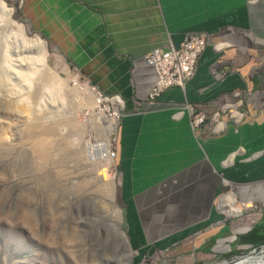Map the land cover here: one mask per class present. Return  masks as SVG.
I'll list each match as a JSON object with an SVG mask.
<instances>
[{"label": "crops", "instance_id": "crops-1", "mask_svg": "<svg viewBox=\"0 0 264 264\" xmlns=\"http://www.w3.org/2000/svg\"><path fill=\"white\" fill-rule=\"evenodd\" d=\"M8 1L123 101L117 190L135 264H205L264 244V0ZM192 33L208 41L193 77L151 101L146 54ZM239 98L241 121L193 127L187 104L207 119Z\"/></svg>", "mask_w": 264, "mask_h": 264}, {"label": "rangeland", "instance_id": "rangeland-1", "mask_svg": "<svg viewBox=\"0 0 264 264\" xmlns=\"http://www.w3.org/2000/svg\"><path fill=\"white\" fill-rule=\"evenodd\" d=\"M6 2L14 8L15 20L25 25L30 36L38 34L47 41L50 56L46 60L45 70L32 74L30 87H22L27 100L23 102L17 97H3L1 93L6 89L2 82L7 81L9 75L3 71L2 54L8 44L12 49L11 54L16 55V52H20L16 49L20 43L15 46L12 37L7 36L2 28L0 264H135L137 251L132 246L134 255L127 251L125 239L128 240L129 236L124 208L117 190L116 142L122 103L104 101L100 106L104 109L106 118L118 120L117 130L112 134L114 162L105 173L107 180L115 181L116 195L114 202L106 203L109 201L80 190L79 173L82 172L78 169L76 159L72 160L73 144L79 142L84 135L87 138L88 132L83 133L84 127L87 125L89 129L93 128L92 134H96L94 127L97 126L95 118L98 108H95L92 97L98 95L90 87H94L96 91L99 88L60 52L51 49L47 38L23 21L25 18L17 7L8 0ZM22 56L20 54L19 60H22ZM11 65L19 68L20 62L13 60ZM49 68L66 84L55 87V90L44 91L41 88L48 75L46 69ZM11 77L18 84V79L14 75ZM79 85H88L87 91H80ZM42 138L47 140L40 142ZM237 201L239 202V198ZM115 207L121 211L122 224L117 223L119 218ZM243 253L232 256L231 259L208 260L205 264L231 261ZM139 264H146V260Z\"/></svg>", "mask_w": 264, "mask_h": 264}, {"label": "bare ground", "instance_id": "bare-ground-1", "mask_svg": "<svg viewBox=\"0 0 264 264\" xmlns=\"http://www.w3.org/2000/svg\"><path fill=\"white\" fill-rule=\"evenodd\" d=\"M13 14H14V8L10 7L6 2V0H0V32L3 28L4 33H6L7 36L12 37V41L15 46H18L19 43L20 46H22V47L20 46L16 47L17 51H20L16 53L14 52L16 55L11 54L12 49L8 46V44H6L7 46L4 48L2 54L4 60L2 62V66H3V71L8 73L9 78L5 82L1 81L2 84L4 83L6 89L1 94H3V97H7V98L17 97L18 99H22V101L24 102V100L27 97L24 95L22 87L24 85L28 87L31 84L32 74L37 73L41 69L45 70V68L47 67L46 60L47 58H49L50 53L48 50L47 41L38 34L30 36L26 31L25 25L15 20ZM20 54H23L22 60H19L21 58L19 57ZM13 60H17L18 62H20V65L18 66L19 68H15L14 66L12 67L11 64ZM46 70H47L46 73L48 75L45 77V81L43 82V88L41 89H43L44 91H48L54 89L55 87L56 88L62 87L66 84L57 77L56 72L52 71L50 68ZM4 75H6V73ZM11 75H14L18 79L19 81L18 84H16V81L15 83L14 81H12ZM88 85H84V86L79 85V90L85 91ZM90 88L91 90L94 91V94L96 93L98 95V96L93 95L92 97L93 100L91 99L92 101H94L95 108H98L95 118L97 126L94 127L96 129L95 130L96 134L95 133L92 134L93 128L89 129L86 125V127H84L83 129V133L88 132L86 136L87 138L85 139V135H84L82 136V139L81 138L79 139V142L73 144L72 158L74 159H72L70 156L69 157L72 160L76 159V162L79 167L78 169L80 172H82L79 173L81 177L80 186L82 188L80 190L81 191L83 190L84 193L99 196V198L101 197L105 201H109L106 203H111L114 202L115 199L116 183L113 179L110 181L107 180V178L105 177V173H106V169L112 166L114 162V157H113L114 152H112V143H113L112 134L115 133L117 130L118 120L116 118L115 119L106 118L104 114V109H101L100 106L104 101H112V102L117 101L119 104L121 103L123 104V101L118 96L112 98H108V97L102 98L97 93L94 87L91 86ZM41 96H43V94ZM40 137H42V135ZM43 139L44 138H42L39 141L43 142ZM40 156H42L41 153ZM116 209H117V218H119V220L116 219L118 221L117 223L122 224L121 211L118 208ZM125 241L127 242L126 244L127 251H129L133 256L135 252L134 249L131 248L129 239L128 240L125 239ZM220 264H264V251L260 253H252L250 256L246 258H238L232 263H228V261H224Z\"/></svg>", "mask_w": 264, "mask_h": 264}, {"label": "built area", "instance_id": "built-area-1", "mask_svg": "<svg viewBox=\"0 0 264 264\" xmlns=\"http://www.w3.org/2000/svg\"><path fill=\"white\" fill-rule=\"evenodd\" d=\"M207 44L205 35L192 33L186 35L179 46L172 43L168 49L155 48L148 52L145 56L146 65L152 67L156 74V82L149 93V99L154 101L171 86L177 85L184 89L186 82L193 77L199 58ZM215 47L221 48L217 43ZM97 91L102 98L107 97L100 89ZM236 95L238 96L239 92ZM241 102L243 100L239 98L237 103H223L221 108L207 119L205 114L197 113L191 104H187V109L192 116L193 127L207 124L213 131L220 132L224 129V121L220 119L222 114L228 116L233 122H239L244 118V112L237 109V104Z\"/></svg>", "mask_w": 264, "mask_h": 264}, {"label": "water", "instance_id": "water-1", "mask_svg": "<svg viewBox=\"0 0 264 264\" xmlns=\"http://www.w3.org/2000/svg\"><path fill=\"white\" fill-rule=\"evenodd\" d=\"M130 245H131V242H130ZM262 251H264V244H262L258 250L255 249V250H253V251H250L249 253H245V254H243L242 256H240V257H238V258H246V257L250 256L252 253H260V252H262ZM238 258H236V259H238ZM236 259H233V260H231V261H228V260H226V261H228V263H232V262H234Z\"/></svg>", "mask_w": 264, "mask_h": 264}, {"label": "clouds", "instance_id": "clouds-1", "mask_svg": "<svg viewBox=\"0 0 264 264\" xmlns=\"http://www.w3.org/2000/svg\"><path fill=\"white\" fill-rule=\"evenodd\" d=\"M107 95V94H106ZM243 203V205H245V203L244 202H242ZM223 207H224V205H223ZM237 207L240 209V210H242L241 209V207L238 205V202H237ZM225 208H226V206H225ZM131 246H132V244H131ZM261 246V245H260ZM260 246H258V247H255V248H253L252 250H250V251H253V250H255V249H258V248H260ZM133 247V246H132ZM249 251V252H250ZM248 252V253H249ZM246 252H244L243 254H245ZM242 256V255H241ZM239 256H237L236 258H238ZM235 259V258H234ZM232 260H233V258H232Z\"/></svg>", "mask_w": 264, "mask_h": 264}]
</instances>
